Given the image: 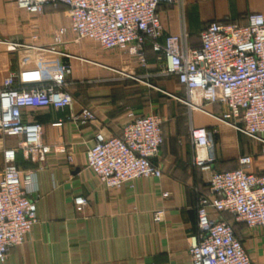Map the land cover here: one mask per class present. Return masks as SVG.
<instances>
[{
  "label": "crops",
  "instance_id": "1",
  "mask_svg": "<svg viewBox=\"0 0 264 264\" xmlns=\"http://www.w3.org/2000/svg\"><path fill=\"white\" fill-rule=\"evenodd\" d=\"M67 9L61 2L46 3L41 13H30L17 8L15 0H0V86L10 71L23 66L21 60L28 67L38 58L69 61L73 111L88 107L94 114L92 120L77 127L68 119V107L22 109V120L39 123L43 143L53 150L43 159L27 158L21 149L16 153L22 180L32 172L28 196L35 200L37 222L0 264H190L188 238L196 231L197 198L208 193L211 173L194 164L190 125L215 130L213 171L232 170L238 166L239 156L250 155L249 171L262 172V144L183 102L186 90L177 79L155 74L164 60L158 61L149 46L143 65L126 51L104 49L88 38L75 42ZM157 11L161 40L177 34L184 25L189 46L198 47L199 33L207 23L244 22L250 12L264 15V0H180L161 3ZM61 26L66 32L57 49L69 56L38 51V47L52 44ZM7 42L35 47L29 52L22 47L9 50ZM144 74L150 77L145 79ZM203 107L220 111L218 104ZM128 112L162 118L163 143L152 160L161 167L162 175L107 188L86 167V149L96 132L117 134L127 122ZM19 141L17 136L0 134V163L3 149L15 147ZM59 146L72 148V161L67 160L66 152L55 150ZM165 192L167 196H163ZM76 196L87 200L82 211L76 210ZM156 210L163 211L160 221L153 219ZM222 217L232 224L252 263L264 264V228L248 229L226 212Z\"/></svg>",
  "mask_w": 264,
  "mask_h": 264
},
{
  "label": "built area",
  "instance_id": "2",
  "mask_svg": "<svg viewBox=\"0 0 264 264\" xmlns=\"http://www.w3.org/2000/svg\"><path fill=\"white\" fill-rule=\"evenodd\" d=\"M176 1L180 0H15V4L30 13H41L46 3H64L75 42L88 38L104 49L126 51L143 65L147 63L149 46L158 61L164 60L155 74L175 77L186 90V99L180 98L183 102L258 140L264 151V15L250 12L244 22L211 21L199 33L200 45L191 47L184 25L177 34L161 40L157 8L161 3ZM65 32V27H59L52 44L38 47V51L69 56L57 49ZM20 47L29 52L35 46L7 42L9 50ZM25 64L21 60L23 66L10 71L0 86V134L20 138L17 146L2 151L0 262L7 259L10 248L24 242L37 222L35 200L28 196L32 172H27L22 180L16 153L21 149L27 158L43 159L53 150L43 143L39 123L22 120V109L68 107V119L77 127L94 117L88 107L73 111L69 61L38 58L34 66ZM199 99L203 104L198 103ZM208 104H218L220 111L205 110L203 106ZM126 116L127 122L117 134L105 136L96 132L86 149V167L107 188L162 175L161 167L152 161L163 143L162 118L154 113L136 116L128 112ZM214 133L215 130L192 124L189 128L194 164L211 171L208 193L197 198L196 231L188 238L190 264H253L222 213L231 214L248 229L264 228V170L249 171L252 158L242 155L236 168L213 171ZM55 150L66 152L67 160L72 161L71 147L59 146ZM74 204L76 210L82 211L87 200L76 196ZM162 216V210L153 212L155 221Z\"/></svg>",
  "mask_w": 264,
  "mask_h": 264
},
{
  "label": "rangeland",
  "instance_id": "3",
  "mask_svg": "<svg viewBox=\"0 0 264 264\" xmlns=\"http://www.w3.org/2000/svg\"><path fill=\"white\" fill-rule=\"evenodd\" d=\"M143 77H144L145 79H147V77H150V76H146V74H144ZM153 77H154V76H153ZM159 77H162V76H159ZM182 99H186V96H184ZM198 103H202V104H203V102H202L200 99H199ZM240 133H241V132H240ZM241 134H244V133H241ZM244 135L247 136L249 139L255 141V142H259L258 140L254 139V138H252V137H250V136H248V135H246V134H244ZM2 168H3V163H0V171L2 170Z\"/></svg>",
  "mask_w": 264,
  "mask_h": 264
}]
</instances>
